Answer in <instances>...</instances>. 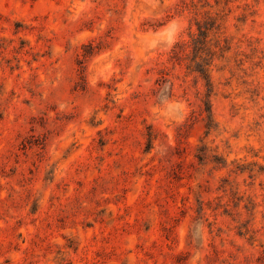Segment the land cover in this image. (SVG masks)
I'll list each match as a JSON object with an SVG mask.
<instances>
[{
    "label": "rangeland",
    "instance_id": "374dc122",
    "mask_svg": "<svg viewBox=\"0 0 264 264\" xmlns=\"http://www.w3.org/2000/svg\"><path fill=\"white\" fill-rule=\"evenodd\" d=\"M0 264H264V0H0Z\"/></svg>",
    "mask_w": 264,
    "mask_h": 264
},
{
    "label": "trees",
    "instance_id": "16d2710c",
    "mask_svg": "<svg viewBox=\"0 0 264 264\" xmlns=\"http://www.w3.org/2000/svg\"><path fill=\"white\" fill-rule=\"evenodd\" d=\"M208 29L209 28L207 26H204L203 29H201L200 26H198V33H197L198 37L192 39L193 50H198L200 48V46H198L199 44L204 45L205 38H206L205 33ZM186 46H187V42H184V41H180V42H177L175 44V48H178V50L184 49ZM198 71H199L200 75L202 76V78L206 80V84L208 85V79L205 78L206 75L204 73V70H198Z\"/></svg>",
    "mask_w": 264,
    "mask_h": 264
}]
</instances>
